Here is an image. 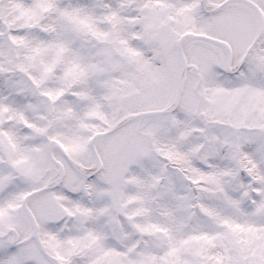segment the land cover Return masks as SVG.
<instances>
[{"label":"snow or ice","instance_id":"obj_1","mask_svg":"<svg viewBox=\"0 0 264 264\" xmlns=\"http://www.w3.org/2000/svg\"><path fill=\"white\" fill-rule=\"evenodd\" d=\"M0 264H264V0H0Z\"/></svg>","mask_w":264,"mask_h":264}]
</instances>
